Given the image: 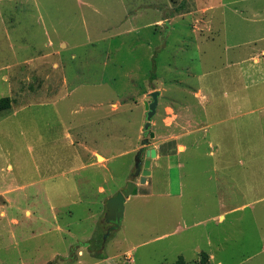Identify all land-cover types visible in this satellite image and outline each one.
<instances>
[{
    "label": "rangeland",
    "instance_id": "rangeland-1",
    "mask_svg": "<svg viewBox=\"0 0 264 264\" xmlns=\"http://www.w3.org/2000/svg\"><path fill=\"white\" fill-rule=\"evenodd\" d=\"M262 48L264 0H0V264H264Z\"/></svg>",
    "mask_w": 264,
    "mask_h": 264
},
{
    "label": "water",
    "instance_id": "water-1",
    "mask_svg": "<svg viewBox=\"0 0 264 264\" xmlns=\"http://www.w3.org/2000/svg\"><path fill=\"white\" fill-rule=\"evenodd\" d=\"M151 100L144 102V109L146 111V122L143 126L145 130H147L151 125V117L155 114L156 107L158 105V96L159 91L154 90L151 91L149 94ZM150 137H154V132L150 131ZM148 142L147 138H144L141 142V147L136 151L135 154V171L131 174V177L139 176L140 183L145 182L146 177L151 174L150 167V158L156 156L155 148L146 149L145 146ZM145 152V156L147 157L144 162L142 163L141 154ZM136 186V183L132 180H129L127 187L123 190L118 191L114 196L108 198L106 201V212L104 214V220L109 224V229L114 230L118 228L121 224V220L124 214V204Z\"/></svg>",
    "mask_w": 264,
    "mask_h": 264
},
{
    "label": "crops",
    "instance_id": "crops-1",
    "mask_svg": "<svg viewBox=\"0 0 264 264\" xmlns=\"http://www.w3.org/2000/svg\"><path fill=\"white\" fill-rule=\"evenodd\" d=\"M207 10H209V5H208V7L206 8ZM167 21V19L166 18H164V19H158V20H155V21H153V22H151V23H147L148 25H150V24H157V25H162V23H164L163 21ZM210 19H209V21H208V23L204 20V26H205V28L203 29L204 31H203V33H205L206 32V28H211L210 27ZM147 25V26H148ZM191 28H192V30L195 32L197 29H198V25H193V27L191 26ZM197 33V32H196ZM198 35V34H197ZM198 37L200 38V36L198 35ZM207 37L209 38V36L207 35ZM259 54L260 55H264V48H262L260 51H259ZM253 57V61L254 62H258V59H257V57H255V56H252ZM29 62H32L31 60H29ZM53 63H55V62H53ZM57 63H55L54 64V66L56 65ZM159 94H160V92H159ZM264 106V105H263ZM11 108V107H10ZM157 108V107H156ZM181 108V107H180ZM179 108V110H177L178 112H177V118H178V120H177V124H178V126H179V128L180 129H182V128H185L186 126H188L186 123H185V121L183 120V118L184 119H188L189 117H188V113H187V111L185 110V107H182L181 109ZM183 109V110H182ZM186 113V114H185ZM181 119L183 120V122L181 121ZM185 124H186V126H185ZM179 129V130H180ZM67 130V129H66ZM63 132V131H62ZM66 132V131H65ZM183 135V134H182ZM64 137L65 138H67L68 139V137L69 138H71V136H70V134L69 133H65L64 134ZM180 137V136H179ZM182 137V136H181ZM183 146L185 147V150H187V144L186 143H184L183 142ZM151 163V162H150ZM180 185L181 184H179V190H181L180 189ZM179 193H178V195H180V191H178ZM26 212H28V211H26ZM37 212L35 211V214H36ZM40 217V216H39ZM39 217H38V219H39ZM41 218V217H40ZM220 218H221V216H220ZM12 221L13 222H16L15 224H18L19 222H18V220L17 219H13L12 218ZM11 221V222H12ZM43 221H46V219H44Z\"/></svg>",
    "mask_w": 264,
    "mask_h": 264
},
{
    "label": "trees",
    "instance_id": "trees-1",
    "mask_svg": "<svg viewBox=\"0 0 264 264\" xmlns=\"http://www.w3.org/2000/svg\"><path fill=\"white\" fill-rule=\"evenodd\" d=\"M11 102H12V99L10 97H8V96L0 97V112L9 109L11 107ZM134 191H133V193H134ZM100 256H102L103 258H105V256H103L102 254H100ZM204 258H206V256H204L203 259H201V262L202 263H204V261H205ZM172 264H185V262L182 259V257H179Z\"/></svg>",
    "mask_w": 264,
    "mask_h": 264
}]
</instances>
